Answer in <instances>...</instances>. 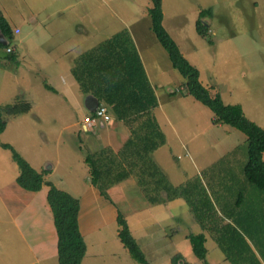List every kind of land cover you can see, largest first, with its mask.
<instances>
[{
	"label": "rangeland",
	"instance_id": "rangeland-1",
	"mask_svg": "<svg viewBox=\"0 0 264 264\" xmlns=\"http://www.w3.org/2000/svg\"><path fill=\"white\" fill-rule=\"evenodd\" d=\"M107 1L119 10L117 0ZM52 3L53 0H42L40 8L42 15L51 10ZM0 7L4 11L8 10L9 18L28 11L23 0H0ZM203 8L212 10V17L209 20L203 19L209 26L208 33L211 43L195 31L198 12ZM91 10L92 12H88V9L79 4L71 10L72 14L82 21V26L89 31L86 43H78L77 51L101 40L103 34L96 27L101 21L100 17L108 18V36L115 32L111 25L110 9H106V12L93 7ZM162 12L163 26L175 40L184 57L198 69L202 85L207 87L211 94L219 93L224 103H239L245 116L264 128V0H162ZM143 19L147 24L150 23L149 16L145 15ZM9 20L13 26V21ZM144 24L142 20L143 29ZM142 31L138 32L142 33ZM146 33L148 40L144 41L152 45L154 34L144 30L143 35ZM14 35L16 45L14 56L19 59L22 55V44L19 43L21 34ZM138 44L142 46V41L138 40ZM158 47L160 48L159 45ZM158 47H154L153 50L158 51ZM55 53L56 49L52 51V54ZM48 59L51 60L53 57H48ZM13 65L14 62L8 59L5 49L0 48V104L13 102L16 96L24 98L22 94H14L15 97L9 94L13 88L20 92L17 85L22 81L24 74L29 75L31 61L28 57L24 58L22 70L12 74L10 71L14 70ZM149 66L152 67L153 83L160 105L154 110V115L168 139V144L161 146L153 153L154 159L166 170L173 183L179 182L182 170L192 175L199 173L195 170V164L199 167L201 164L207 165L208 163L209 166L215 162L212 168L206 170L209 173L220 169H231L235 183L228 184L224 180V175L219 178L220 181L215 180L219 184L216 187L218 194L216 195L215 191L213 192L215 194L212 193V202L219 209L228 210L241 193L244 197L242 206L238 208L241 213L246 207L245 199L259 207L260 198L264 197V192L248 183L242 176L247 150L244 134L227 125H213L211 123L212 113L206 106L191 96L180 98L179 88L183 79L174 68H171L166 58L159 57L155 67ZM157 70L161 72L158 73ZM55 74H57L56 68L48 73L50 76H55ZM57 81L58 78L54 80V82ZM32 85L29 86L27 94L34 100L36 110L32 114L18 115L13 118L7 116L6 127L0 133V143L11 144L35 167L44 156H53L54 151L57 150L56 155L60 159V164L55 166L51 178L58 185L63 186L56 175H64L65 179L74 180L71 184L79 183L81 187H84L85 179L75 172H71L68 177L67 171L72 167H78L77 161H80L86 153L97 150L100 144L97 138L99 142L102 139L101 137L96 138L90 132L89 134L83 131L79 133L78 122L85 114V110L80 106L79 91L70 88L66 96L65 93L55 96L51 92H46L45 99L50 106L48 113L45 114L37 110L41 103L39 89H35ZM86 135H88V141L83 139ZM105 137L114 148L120 147L123 137L119 133L107 132ZM48 161L52 162L51 159ZM44 165L45 163L43 167ZM17 173L18 168L11 159L10 151L0 145V260L7 255L17 257L30 255L29 250L22 246L24 243L16 239L21 233L31 244V249L38 246L27 231L31 222L36 230L39 218L44 215V209L39 203L42 201L45 203L44 196L42 198L43 190L36 194L37 191L31 192L21 188L15 181ZM205 180H208V176ZM42 187L46 190L45 186ZM28 198L35 199V203L29 207L25 206ZM119 206L123 214L130 215V210L136 208L137 203L132 204L133 207H129V203ZM158 210L162 212L164 218L165 216L168 218L166 211L159 208ZM261 210V214L260 210L255 209L247 217V222H250L249 229L243 227L241 222L236 223L238 229L244 228L242 231L251 238L249 243L257 256H264V207L261 206ZM185 211L186 204L181 200L175 201L172 205V212L177 213L180 218H182V212ZM184 218L187 220L182 218L183 222L178 218L167 219L164 222L173 223L174 230L176 227H184L186 230L185 226L192 223L194 226H190L188 231L199 232L197 222ZM128 220L131 230H136L138 219L131 216ZM15 221L18 224L16 227L13 224ZM220 222L223 223L220 220L215 223L206 222L208 226L206 229L208 234L206 260L208 264H233L224 258V253L215 242L214 228L219 226ZM183 232L179 235L175 234L173 241L177 240L180 244ZM155 233L157 235L160 233L158 228L155 229ZM103 234L106 237L111 235L109 227L103 229ZM165 242L156 243L154 246L148 243L143 246L149 264H170L164 260L171 256L173 247L168 241ZM153 247L156 248V252H153ZM23 249L25 251L22 253ZM154 254L157 255V263H155ZM191 257L195 260H191L192 264H201L195 256L191 255ZM118 260L119 264H137L126 249L124 257L119 254ZM159 260L162 262L160 263ZM13 261L18 262V258H14ZM186 264L190 263L186 262Z\"/></svg>",
	"mask_w": 264,
	"mask_h": 264
},
{
	"label": "trees",
	"instance_id": "trees-1",
	"mask_svg": "<svg viewBox=\"0 0 264 264\" xmlns=\"http://www.w3.org/2000/svg\"><path fill=\"white\" fill-rule=\"evenodd\" d=\"M145 12L150 18V29L156 40L168 55L172 68L183 79L179 88L180 94L191 96L206 106L212 113L213 125H227L244 134L247 145L246 161L242 168L244 179L264 192V128L248 119L239 103H224L219 93L211 94L202 85L198 69L184 57L162 24V0H149ZM210 17L211 8L200 9L195 21V31L211 43L209 26L203 20H209ZM0 32L6 40V43L0 41V48L12 46L13 49L7 56L13 60L12 30L1 11ZM71 73L79 90L84 95L95 96L99 101L98 106H106L112 117L122 122L128 130V137L116 152L109 146H102L84 156L89 182L99 194L109 199L108 189L112 185L133 176L149 203L180 197L189 205L202 229H208L206 222L215 223L218 220L217 211L213 208L200 177L194 176L183 185L173 186L152 158V152L164 145L166 139L153 113L158 106L157 97L129 31L123 28L81 53L73 61ZM47 87L52 90L50 86ZM29 110L30 103L22 96H16L13 102L0 104V133L5 129L7 116L25 114ZM94 111H88V114L92 115ZM0 145L10 151L11 159L18 168L15 181L21 188L35 192L43 185L46 186V200L52 212L56 232L58 264H81L86 244L78 222L79 199L45 180L46 170L38 171L33 168L11 144ZM161 192H165V197H161ZM260 199L259 207L245 199L246 207L241 213L238 208L242 206L244 197L239 193L230 209H221L223 218L229 221L225 223L220 218L224 223L220 222L214 228L215 242L224 253L225 259L233 264H264V256H257L253 252L249 243L250 237L242 231L244 228L239 230L236 225L241 222L243 227L249 229L250 222H247V217L255 209L260 210L261 214V206L264 207V197ZM115 221L118 226L117 236L130 257L137 264H149L119 210L115 212ZM187 239L194 256L203 264H208L204 233H189ZM172 264L186 262L177 255L173 257Z\"/></svg>",
	"mask_w": 264,
	"mask_h": 264
},
{
	"label": "crops",
	"instance_id": "crops-1",
	"mask_svg": "<svg viewBox=\"0 0 264 264\" xmlns=\"http://www.w3.org/2000/svg\"><path fill=\"white\" fill-rule=\"evenodd\" d=\"M23 1L26 3V7L28 9L26 13H18L14 16H10L11 18H9L8 16L9 13L6 8L5 9L7 12L2 10L1 7H0V11L2 12L4 18L6 19L12 30L13 41L11 43L14 47V53H13L14 55L16 51V45L14 44L15 41L14 34H19V33L21 34L19 43L22 44V51H21L22 55L20 56L19 59L14 58L13 60H11L8 58L11 62H14L13 65L14 70H11L10 72L13 74L19 70H22V66L24 64V58L28 57L31 61V65L29 66V75L24 74L22 81L17 85V89H19L20 92H17V90L13 88L10 90V94H9V96L11 97H15L14 94H22L26 99V101L30 103V110L25 114L28 113L32 114L36 110L34 100H32L27 94L29 90V86L31 84H33L32 87H35V89L37 88L39 89V98L41 100V103L40 106L37 108V110L45 114L48 113L50 104L45 99L46 92H51L55 96L56 94L59 93H65L66 96V92L70 88H75L76 90L79 91L80 94V106H82V108L85 110V114H87L88 110L86 109L84 103L85 95L79 90L78 84L71 73V67L73 66V61L81 53L85 52L86 50H89L100 41L107 39L112 34L123 28H126L129 31L133 39V42L136 46V49L142 61L146 75L157 97V93L155 90L156 88L153 83L152 67H150L149 65L155 67V64L157 63L159 57L166 58L170 66L171 63L168 59V55L166 54L165 50L160 46L155 36L153 37L154 39L152 45L147 44L144 41V40H148L147 33L143 35L144 30H146V32H152L150 29V23L147 24L145 19H143V17L147 15L145 11L149 6V0L147 1L142 0L141 2L140 0H134V1L117 0L118 5L120 7L119 10H117L115 6L110 4V2H108L107 0H53L51 10L48 13H45L44 15H42L40 11L42 0H23ZM78 4L81 5V7L88 9V12H92L91 9H93V7L99 10L100 9L105 10L106 12H107L106 9H110L112 15L111 25L112 28L115 30L114 33L108 36V29H109L108 18L100 17L101 21L96 27L97 30L103 34L101 40L97 41L94 45L90 44L89 45L90 47L85 46L81 48L79 51H77L78 43L79 44L86 43L87 34L89 33V31L82 26L83 25L82 21L78 20L77 16L73 15L71 12V10ZM9 19L13 21L14 23L13 26H11V22ZM142 20H144L145 22L144 29L142 28L141 25ZM25 25L27 27H25ZM16 29H18L17 32L15 31ZM140 30H143L142 33L138 32ZM138 40L142 41V46L138 44ZM157 44L160 46V48L158 47ZM154 47H158L159 50L158 51L153 50ZM54 49H56V53L52 54V51H54ZM51 56L53 57V59L51 60L48 59V57ZM53 68L57 69V74H55V76L48 75L49 71ZM157 72L160 73L161 70H157ZM31 78L33 80H31ZM57 78L58 81L54 82V80ZM47 86H50L52 90L48 89ZM180 98H183V96L181 95ZM159 107L160 105L158 101V106L155 109ZM13 117L14 116H12L11 118ZM7 121L8 120H6V123ZM80 121L78 122L79 124ZM80 132L82 131H80L79 129V133ZM89 132L91 133V135L94 134L96 138L101 137L102 139L101 142H99L97 138V142L100 143L97 149L102 146H109L115 152L121 147L122 143L128 137L127 128L123 125L122 122L115 120L112 117V115L110 120L105 122L98 121L95 126H93L85 133L89 134ZM107 132L119 133L123 137L120 147L114 148L108 142L107 138L105 137V133ZM87 137L88 135L84 136L83 139L84 140L86 139V141H88ZM165 139H166L165 144H168V139L166 135H165ZM156 150H158V148ZM156 150H154L151 154L153 159H154L153 153H155ZM56 151L57 150L54 151L55 154H53V156H49V155L44 156L41 159V161L38 163V166L36 167L32 166V163L29 160L28 162L33 168H35L38 171H41L42 169L46 170V172L49 171V173H46L44 176L45 180L51 181L56 187L69 192L71 195L79 199L80 210L78 214V222H79L80 230L83 234L84 242L86 244V251L82 258L81 264H119L118 256L120 254L121 256L124 257L125 248L123 247L122 243L120 242L117 236L118 226L117 223H115L116 222L115 212L117 210L121 211L119 205L125 203H129V207H133L132 204L137 203V207L130 210L131 211L130 215L123 214L122 212L121 213L126 219L131 234L135 239L138 240L139 243L138 242L137 243L140 246L145 257H146V253L143 250V246H145L148 243L154 246V244L156 243H161V242L166 243L165 241H168V243L173 247V251L170 257L165 258L164 260L165 262L167 263L170 262V264H172L173 257L177 255L180 256V259L182 261H186L187 263L192 264L191 260L195 261L193 257H191V255L194 256V254L192 253L190 243L187 239V235L189 233H192L189 232L188 230L190 229V226L192 227L194 226V224L191 223L190 225H186L185 226L187 227L186 230H184L185 229L184 227L183 228L176 227V229L174 230L173 223L164 222L167 219L174 220V218L176 219L178 218L183 222V219L187 220L184 217L188 219H192V222L193 221L197 222L193 216V213L191 212L189 205L186 203V201L183 198L177 197L165 202L154 203V204L149 203L144 197L141 188L137 185L135 178L133 176H129L128 178L112 185L108 189L109 199H105L99 194L98 190L90 184L88 178V173H89L88 167L84 162V157H82L80 161H77L76 165L78 167H72L71 168L72 171L71 169L67 171L68 177H70L69 174H71V172H75L79 177L85 179L86 184L84 185V187H81L79 183H77L76 185L71 184L72 181L74 180L72 179V181H70L69 179H65L64 175H56L57 178H59L58 181H60V183L63 185L60 186L56 183L55 180L51 178L52 172L55 170V166L60 164V159L56 155L57 154ZM50 159L52 160V162L48 161ZM154 161L162 170V172L166 175L170 184H172L173 186L183 185L185 181H187L188 179L194 176H199L200 181L202 185L205 187L207 195L210 198V201H213L212 195L215 194L213 192L217 191L216 187L217 185H219L215 180L220 181L219 178L222 175H224L225 176L224 180L228 184L235 183L233 172L231 169L228 168L225 170L220 169L214 173H209L208 171H206L207 169L212 168L215 165V162H213L209 166L208 163L207 165L201 164L199 165V167L195 164L194 165L195 170L199 171V173L197 172L195 175L184 173L182 170L181 177L179 178V182L173 183L172 178L169 176L166 170L155 159ZM44 163L45 165L43 167ZM207 176H208V180H205L207 179ZM211 187H213V189H211ZM43 188L44 187H41V189L38 190L36 194H38L43 190L42 198L44 196L45 203L43 201L39 203L44 209V215L41 218H39L38 227L36 230L34 229V224L31 222L27 231L28 233L31 234L32 240L38 246L36 248L31 249V244L21 233V235H19L18 238L16 239L18 241H21V243H24L22 244V246H24L25 249L29 250L30 255L22 256V257H17L15 255L12 256L7 255L4 257L3 260H0V264H58L57 252H56V232L53 224L52 212L46 200V190H44ZM217 194L218 192H216V195ZM161 197H165V192H161ZM177 200H181L183 203L186 204V211L182 212L183 214L181 215L183 219L180 218L177 213L172 212V205ZM34 203H35V199L28 198L27 202L25 203V206L29 207ZM211 203L213 208H215V210L217 211V215H216L217 219L220 220L221 217L223 218L222 210L219 209L218 206L215 205L213 202ZM158 208L166 211L168 213V218L165 215L164 218L162 216V212L158 210ZM131 216L136 217L138 219L137 222L138 227L136 230H131L130 222L128 220ZM223 219L225 223L229 221L226 218ZM13 224L14 227L18 226L16 221L13 222ZM197 224L198 225L196 226H199V230L197 231L203 232L205 235V247H206V239L208 238V234L206 233V229H202L198 222ZM167 226L168 229L166 230ZM108 227L111 235L106 237V235L103 234V229H107ZM157 228L160 232L158 235L157 233H155V229ZM180 232L181 233L183 232V234L179 244L177 240L173 241V239L175 237V234L179 235ZM141 241H143V243ZM153 248H154L153 252H156L155 251L156 248L155 247ZM25 249H23L22 253L25 251ZM154 255H155L154 258L155 263H157V255L156 254ZM183 256L186 258H182ZM14 258H18V262H14L13 261ZM197 260L199 259L197 258ZM159 261L160 263L162 262L161 260ZM199 261L202 264V261L201 260Z\"/></svg>",
	"mask_w": 264,
	"mask_h": 264
},
{
	"label": "built area",
	"instance_id": "built-area-1",
	"mask_svg": "<svg viewBox=\"0 0 264 264\" xmlns=\"http://www.w3.org/2000/svg\"><path fill=\"white\" fill-rule=\"evenodd\" d=\"M15 31L17 32L18 29H16ZM12 49V46H8L5 48V51L6 53H10ZM110 118L111 114L108 108L104 105H99L92 115L87 113L83 116L82 120L80 121L79 128L81 131L86 132L93 126H95L98 121L105 122L110 120Z\"/></svg>",
	"mask_w": 264,
	"mask_h": 264
},
{
	"label": "water",
	"instance_id": "water-1",
	"mask_svg": "<svg viewBox=\"0 0 264 264\" xmlns=\"http://www.w3.org/2000/svg\"><path fill=\"white\" fill-rule=\"evenodd\" d=\"M0 41L6 43V40L4 39V36L2 35L1 32H0ZM84 103L88 111H94L98 107L99 101L92 94H87L84 97Z\"/></svg>",
	"mask_w": 264,
	"mask_h": 264
},
{
	"label": "clouds",
	"instance_id": "clouds-1",
	"mask_svg": "<svg viewBox=\"0 0 264 264\" xmlns=\"http://www.w3.org/2000/svg\"><path fill=\"white\" fill-rule=\"evenodd\" d=\"M6 52V51H5ZM7 54H9V53H7Z\"/></svg>",
	"mask_w": 264,
	"mask_h": 264
}]
</instances>
